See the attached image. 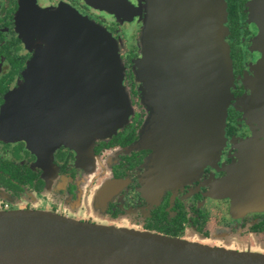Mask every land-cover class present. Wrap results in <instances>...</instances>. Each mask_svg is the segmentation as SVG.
<instances>
[{"label":"water","instance_id":"water-1","mask_svg":"<svg viewBox=\"0 0 264 264\" xmlns=\"http://www.w3.org/2000/svg\"><path fill=\"white\" fill-rule=\"evenodd\" d=\"M144 2L135 76L149 115L134 148L152 150L151 173L188 174L218 158L225 144L234 86L226 2ZM33 17L25 41L34 58L24 81L6 97L1 132L42 153L64 146L86 154L134 113L117 40L81 15ZM52 71L60 73L57 82L50 80ZM251 249L47 211L0 212V264H264V254Z\"/></svg>","mask_w":264,"mask_h":264},{"label":"flooded vegetation","instance_id":"flooded-vegetation-1","mask_svg":"<svg viewBox=\"0 0 264 264\" xmlns=\"http://www.w3.org/2000/svg\"><path fill=\"white\" fill-rule=\"evenodd\" d=\"M225 2L234 86L222 152L191 174L156 175L152 150L134 148L149 115L135 76L144 0H0V212L47 211L192 242L222 238L221 247L264 254V0ZM33 15H81L117 40L134 113L86 154L64 146L42 153L1 132L6 97L34 58L25 41Z\"/></svg>","mask_w":264,"mask_h":264},{"label":"rangeland","instance_id":"rangeland-1","mask_svg":"<svg viewBox=\"0 0 264 264\" xmlns=\"http://www.w3.org/2000/svg\"><path fill=\"white\" fill-rule=\"evenodd\" d=\"M219 159V157L218 158H216V159H214L213 161H211V162H209V163H207V166L209 165H211V166H213L214 165V163L217 161ZM190 170V173H188V174H191L192 173V170L191 169H189ZM153 174H160V175H169V174H172V173H162V171H159V172H157V173H153ZM161 180V179H160ZM159 181V180H158ZM67 208V207H66ZM212 218H214L213 220H212V223H213V221L215 220V216H214V214H212V216H211ZM209 224H211V223H209ZM217 239L216 238H214V239H211V240H204V239H202V241H199L200 243H203V244H208V243H210L211 245L212 244H216L215 243V241H216ZM212 246H214V245H212ZM216 246H225V242L222 240V238L221 239H219V240H217V244H216ZM215 247V246H214ZM246 248H248L249 246H245ZM251 250H256L255 248H252ZM262 253V252H261Z\"/></svg>","mask_w":264,"mask_h":264}]
</instances>
